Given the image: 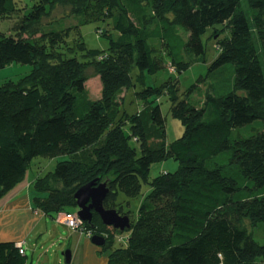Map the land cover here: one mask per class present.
<instances>
[{
  "label": "trees",
  "instance_id": "trees-1",
  "mask_svg": "<svg viewBox=\"0 0 264 264\" xmlns=\"http://www.w3.org/2000/svg\"><path fill=\"white\" fill-rule=\"evenodd\" d=\"M232 1L34 0L15 9L13 0H0V69L31 66L29 82H0V198L24 179L33 158L58 155L52 171L34 181L45 193L36 206L52 218L74 212L80 186L108 179L103 205L129 216L125 244L113 246L121 232L96 213L78 227L105 238L107 264H264V239L240 227L241 220L264 224V0H248L259 48L243 11L220 26L222 36L212 34ZM56 7L74 22L53 21ZM83 26H91L89 39ZM207 41L217 52L201 74L200 101L189 98L191 86L181 92L172 81L164 90L166 77L146 80L164 57L177 72L187 69L192 57L206 56ZM90 74L99 82L94 98ZM130 89L134 113L122 106ZM164 96L181 123L171 141ZM116 128L118 155L107 163L101 154ZM168 159L177 167L150 178L151 165ZM143 184L149 190L133 216L117 193L136 199ZM25 261L14 241H0V264Z\"/></svg>",
  "mask_w": 264,
  "mask_h": 264
},
{
  "label": "rangeland",
  "instance_id": "rangeland-1",
  "mask_svg": "<svg viewBox=\"0 0 264 264\" xmlns=\"http://www.w3.org/2000/svg\"><path fill=\"white\" fill-rule=\"evenodd\" d=\"M34 0H13L15 9H21L23 6L29 7L30 4ZM60 7H56L54 10L53 15L49 16L53 21H56L57 19H64L66 23H72L74 22V16L69 12V10H65L62 12H59ZM235 11H243V13L247 16L251 30H252V38L256 46L258 47V40H257V28L254 25V21L252 18V13L250 10V6L248 3V0H234L230 2L229 6L220 11L217 14V30H214L212 34H214L215 31H217L219 36H222L223 30L221 29V25L225 24V22L229 19V17L235 13ZM20 14V12H18ZM13 16L11 19L16 18V13H13ZM52 21V22H53ZM220 24V25H219ZM92 26V25H91ZM91 26H83L82 31L85 34V39L88 38L89 29H91ZM3 32H11V29L2 27ZM211 32V30H210ZM217 37V35H215ZM212 37L210 36L208 40H210ZM93 42V41H92ZM94 43V42H93ZM94 46H98L97 43H94ZM207 49H206V56L205 57H198L193 58L190 60L189 67L187 69H184L181 72H177L174 70V67L169 64L167 61V58L164 57V64L162 63L161 69L159 72H157L155 75H146V80L149 83H157L159 80L162 79V77H166V79L163 81L161 88L164 90H167V86H169L172 81L174 84L177 82L178 89L181 90V92H184L191 86L192 92L189 95V98H191L192 102L196 100H201L202 97H200V93L202 92L201 89H203V85L201 83V74L205 73L207 65L211 61V59L215 56L217 49L215 47V43L213 41H207ZM259 48V47H258ZM164 53V52H163ZM189 56V54H188ZM261 61L262 56H260ZM30 65L29 64H17V63H9L6 64L3 68L0 69V82L5 81L6 79H18L21 77L20 85H23L26 82H29V79H27L26 73L30 71ZM90 78L86 81V87L88 89V93L90 97H96L99 93V82L98 78L96 76L92 77L93 75L90 74ZM174 77V80H173ZM176 77V78H175ZM201 83V84H200ZM198 97V98H197ZM122 100L119 98L118 104H121ZM122 105V104H121ZM123 108L127 111V113H134L137 110V103L135 102L133 98V92L130 90H127L125 93L124 98V104L122 105ZM121 106V107H122ZM119 109L120 118L124 119V121L127 119V113L123 111L122 109ZM161 107L162 111L165 115L166 120V128H165V137L167 141H171L176 139L180 135V120L174 116H172L170 110H169V103L166 101V97L161 100ZM96 111V108L94 109ZM94 113L96 114V112ZM262 111L264 112V104L262 105ZM123 120H118L119 123H124ZM119 134L118 128L114 129L113 136L110 139L108 149L106 152L102 153L105 161L109 163L110 158L108 155H113L118 153L114 149L113 142L115 140V137H117ZM103 140V137H102ZM101 140V141H102ZM121 157V156H120ZM119 158V157H118ZM60 159H63V157H58V155H44V156H37L32 159L30 164V169L28 170V173L26 174V177H29L30 181L33 182L32 188H30L32 195H37L40 199H43L45 196L44 192L38 191V189L34 185V181L36 178H43L45 173H48V171H52L53 167L55 166L56 162ZM126 158L121 157L120 162L125 163ZM117 162V161H116ZM116 162H113L110 164V166H113L117 164ZM177 167V162L173 161L172 159L168 160H161L158 162H154L149 171V177H155L160 172L163 171H172ZM51 185H53L52 182H49ZM149 190V187L145 184L142 185L141 194L136 199H128L124 194L121 192L117 193V201L122 204V208L124 211H131L133 216L136 214L137 210V202L143 199L145 196V193ZM39 199V200H40ZM40 204L41 202H37ZM36 202H31V205L29 206V209H31V212L37 213L39 215V218L44 217L41 213H44L40 207L36 206ZM76 209V207L74 208ZM39 213V214H38ZM34 215V216H37ZM19 221L18 217H12L9 220V224L13 225ZM47 222H43L44 230L41 232L39 229L35 230L32 234H30V237L27 238V245L28 247L25 250V255L27 256L28 264H81V257L77 255L78 250L84 251V242H79L80 239L84 237L82 234L73 233L74 236L71 235V231L69 227L65 226L64 224H59L58 222L49 217H47ZM240 227L244 229V231L253 236L255 239L262 241L264 239V224L263 223H254L249 220H241ZM40 232V233H39ZM128 231H124L121 233H118L115 235L113 240V246H118L120 244H125V240L128 236ZM31 236L33 237L31 239ZM83 236V237H82ZM38 240L36 241V239ZM122 242H121V240ZM90 240V239H89ZM0 241H9V240H0ZM36 241V242H35ZM35 242V245L33 246V243ZM33 246V247H31ZM96 248L95 253H93V258L96 259V264H107V250H104L101 248V246L93 245ZM26 247V244L24 246V249ZM77 250H76V248ZM70 251L71 259L69 263H66L65 261V252ZM73 254V257H72ZM106 260V262H105Z\"/></svg>",
  "mask_w": 264,
  "mask_h": 264
},
{
  "label": "crops",
  "instance_id": "crops-1",
  "mask_svg": "<svg viewBox=\"0 0 264 264\" xmlns=\"http://www.w3.org/2000/svg\"><path fill=\"white\" fill-rule=\"evenodd\" d=\"M29 181V177H26L25 175L22 181L16 184L12 189L7 191L0 198V240L23 242V248L26 244L24 251L28 247L27 238H29L30 234H32L37 229H39L40 232L44 230L42 221L47 222V217H49L45 213H41L42 215H44V217L39 218V215H37V213H32L31 209H29L31 202H35V197L37 196L31 194L30 188H32L33 182ZM12 217H18L19 221L13 225L9 224V220ZM49 218L54 220L57 218V216L55 215L54 218ZM73 233L82 234L77 230L71 231L72 236H74ZM32 238L33 237L31 236V239ZM37 240L38 238L36 239V241ZM35 242L33 243V246L35 245ZM79 242L85 243L84 251L81 249L78 250L77 253V255L81 257V264H96V259L93 258V253H95L96 248L93 246L90 240L84 236L79 240ZM27 262L28 260L25 261V264L29 263Z\"/></svg>",
  "mask_w": 264,
  "mask_h": 264
},
{
  "label": "water",
  "instance_id": "water-1",
  "mask_svg": "<svg viewBox=\"0 0 264 264\" xmlns=\"http://www.w3.org/2000/svg\"><path fill=\"white\" fill-rule=\"evenodd\" d=\"M108 179L99 181L95 178L92 181L80 186L74 193L75 205L77 207V216L82 222H91L93 213H96L102 225L110 226L120 232L130 228L128 215H120L114 208H105L103 200L106 198L109 187ZM90 242L96 246H101L105 238L99 235H93ZM70 251L65 252L66 263L70 262Z\"/></svg>",
  "mask_w": 264,
  "mask_h": 264
},
{
  "label": "built area",
  "instance_id": "built-area-1",
  "mask_svg": "<svg viewBox=\"0 0 264 264\" xmlns=\"http://www.w3.org/2000/svg\"><path fill=\"white\" fill-rule=\"evenodd\" d=\"M61 222L64 223L66 226H68L71 229H78L80 226L81 222L78 219V216L75 212H64L61 215ZM87 235H90V233H87ZM19 247V252L22 253L23 249L21 244H17Z\"/></svg>",
  "mask_w": 264,
  "mask_h": 264
},
{
  "label": "clouds",
  "instance_id": "clouds-1",
  "mask_svg": "<svg viewBox=\"0 0 264 264\" xmlns=\"http://www.w3.org/2000/svg\"><path fill=\"white\" fill-rule=\"evenodd\" d=\"M174 70H175V68H174ZM76 211H77V207H76V209H75V213H76ZM64 213V212H63ZM77 214V213H76ZM120 214V213H119ZM61 215H62V213H58L56 216H57V218L55 219L59 224H64V223H62L61 222ZM120 215H127V214H120ZM129 217V216H128ZM79 219V218H78ZM80 220V219H79ZM129 220H130V218H129ZM80 222H81V224L82 223H85V222H82L81 220H80ZM65 225V224H64ZM66 226V225H65ZM68 227V226H67ZM110 227V226H109ZM112 228V227H111ZM70 230H77V231H79L80 233H82L86 238H88V239H90L93 235H98V234H96V233H91V231H82V230H78V229H71L70 228ZM87 233H90V235H87ZM99 236H102V235H99ZM103 237V236H102ZM121 240V239H120ZM15 243V246L18 248V251H19V247L17 246V244L19 243V244H21V246H22V249H23V252L21 253V254H23V253H25V251H24V248H23V242H14ZM94 245V244H93ZM20 253V252H19ZM70 259H71V257H70Z\"/></svg>",
  "mask_w": 264,
  "mask_h": 264
}]
</instances>
